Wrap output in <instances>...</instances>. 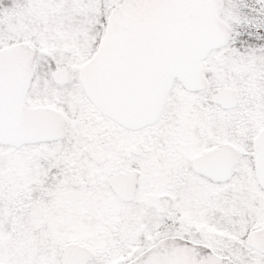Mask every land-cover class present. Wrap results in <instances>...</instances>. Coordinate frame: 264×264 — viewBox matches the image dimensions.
Returning <instances> with one entry per match:
<instances>
[{
  "label": "snow or ice",
  "instance_id": "snow-or-ice-1",
  "mask_svg": "<svg viewBox=\"0 0 264 264\" xmlns=\"http://www.w3.org/2000/svg\"><path fill=\"white\" fill-rule=\"evenodd\" d=\"M0 264H264V0H0Z\"/></svg>",
  "mask_w": 264,
  "mask_h": 264
}]
</instances>
